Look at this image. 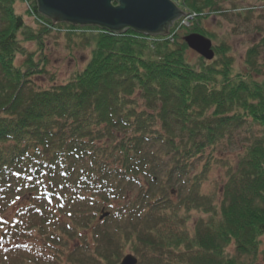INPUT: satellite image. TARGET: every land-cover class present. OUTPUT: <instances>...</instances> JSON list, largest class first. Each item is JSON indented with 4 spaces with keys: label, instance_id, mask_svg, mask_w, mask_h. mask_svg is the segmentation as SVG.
<instances>
[{
    "label": "trees",
    "instance_id": "16d2710c",
    "mask_svg": "<svg viewBox=\"0 0 264 264\" xmlns=\"http://www.w3.org/2000/svg\"><path fill=\"white\" fill-rule=\"evenodd\" d=\"M28 1L44 23L37 28L18 13L23 0H0V264H61L63 256L118 264L126 247L138 264H239L257 255L264 133L245 137L219 203L200 191L220 143L247 124L264 132V80L251 76H264L257 49L246 55L247 72L234 75L225 45H213L218 59L191 64L184 38L55 24ZM173 1L201 21L217 9L213 0ZM66 30L88 62L42 88L34 78L49 75L45 39ZM189 30L207 37L200 25ZM102 210L110 215L101 222ZM90 231L89 242L80 233ZM231 245L236 257L225 253Z\"/></svg>",
    "mask_w": 264,
    "mask_h": 264
},
{
    "label": "rangeland",
    "instance_id": "374dc122",
    "mask_svg": "<svg viewBox=\"0 0 264 264\" xmlns=\"http://www.w3.org/2000/svg\"><path fill=\"white\" fill-rule=\"evenodd\" d=\"M198 1L203 2L205 0ZM173 2L178 6L177 8L181 9V11L187 15L174 23L168 36L147 37L142 35L145 39L150 38V40L155 39L159 42L170 41L171 43H174L178 37L185 38L189 35H193L192 33L189 34V29H193L196 25H200L207 33L206 38H209L213 45H225V47H228V56L233 58L232 67L234 75H236L237 72H247L245 66L246 55L252 48H256L258 51V56L255 60L257 64L256 66L264 69V0H213L217 5V9L206 10V18L202 19V21L199 20L202 17L199 16L198 13L187 8V6L181 1ZM17 9L18 13L25 17L27 25L37 28V22L41 25L44 24L43 21L35 15L28 0H23L22 5H19ZM47 28L51 31L54 30L53 27L51 28L50 26ZM66 31L67 32H51V34L45 39V53L49 60V65L47 67L49 75L42 78H34L37 85L42 88H50L53 84L60 85L66 83L74 72L82 70L88 62L89 52L77 47L80 37H77L74 33H68V30ZM87 32L93 33L92 31ZM36 48L37 46L34 43L27 44V49L31 52H34ZM189 50V62L194 64L197 61V58H201V56L190 48ZM214 59H218V57H214ZM21 61L22 59H19V63ZM251 76L258 81L264 80V76L262 75L258 77L254 73H251ZM243 127V129H240L235 133V139L233 142L225 140L218 145L215 153L218 162L209 169L210 172L207 174V179H205L207 182L204 181L201 186V193L209 196L212 199L211 201L215 203H219V199L222 198V189L227 181L226 175L229 170L227 168H230V165L234 166L238 161V157L244 152V144H246L245 137L249 136L250 138L251 133L254 136H262L264 133L259 127H253L248 131L249 124ZM175 196H177L176 193H174V199H177ZM103 213L106 214L108 212L102 210L99 218L97 217L98 221H101L100 219L103 216ZM196 216H198V213ZM90 234L91 231L80 233L83 237L87 236L86 238L89 242L91 241ZM76 239L77 241H74L69 245L68 253L78 246L79 238ZM62 252L67 254V251ZM225 253L236 257L235 245L227 247ZM123 254L124 256L121 259L129 254L135 256L133 253H129L127 247L124 248ZM59 261L61 264H68L65 256H63L62 259H59ZM238 261H240L239 264H264V238L261 239V245L257 255H241Z\"/></svg>",
    "mask_w": 264,
    "mask_h": 264
},
{
    "label": "water",
    "instance_id": "95a60500",
    "mask_svg": "<svg viewBox=\"0 0 264 264\" xmlns=\"http://www.w3.org/2000/svg\"><path fill=\"white\" fill-rule=\"evenodd\" d=\"M38 13L55 24L97 27L116 35L128 31L147 37H166L185 14L172 0H36ZM190 14V13H188ZM188 48L213 61V44L204 36L184 38ZM110 214L103 213L101 221ZM119 264H138L129 254Z\"/></svg>",
    "mask_w": 264,
    "mask_h": 264
}]
</instances>
